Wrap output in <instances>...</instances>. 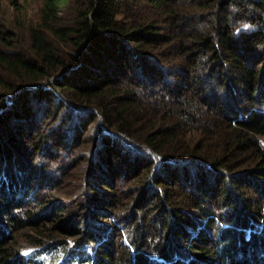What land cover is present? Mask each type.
Listing matches in <instances>:
<instances>
[{
  "label": "trees",
  "instance_id": "1",
  "mask_svg": "<svg viewBox=\"0 0 264 264\" xmlns=\"http://www.w3.org/2000/svg\"><path fill=\"white\" fill-rule=\"evenodd\" d=\"M39 1L0 4V264H264V0Z\"/></svg>",
  "mask_w": 264,
  "mask_h": 264
},
{
  "label": "rangeland",
  "instance_id": "2",
  "mask_svg": "<svg viewBox=\"0 0 264 264\" xmlns=\"http://www.w3.org/2000/svg\"><path fill=\"white\" fill-rule=\"evenodd\" d=\"M0 4L2 5V8L4 10V13L5 15H9V16H13V15H18L17 17L19 18H24L26 21H30V20H36L37 17H38V11H39V6H40V1L39 0H0ZM12 18V17H10ZM43 125H41V128H42ZM36 128V126H33V129ZM41 130V129H40ZM53 133H56L57 132V128H54L52 130ZM52 132L49 133V135L52 134ZM52 138H53V135H52ZM54 142H56L57 144L58 141L56 138H54ZM61 142V141H60ZM60 148V149H59ZM45 153H52V156L55 158L51 161V163H49L47 165L48 167V170L46 169V171H42V170H36V172H41V173H37V175L39 176V179L35 182H31L29 183V185L27 187L31 188L32 190H35L37 189L38 190V194L40 195H44L45 191L47 190V188H50L51 186H54L56 185V182L58 181V172L59 171V168L60 166H63V165H66L70 160L72 159H75L76 158V155H77V150H68L64 145L63 143L59 144V147H57L56 144H52V145H49V146H45ZM89 157H92V156H89ZM96 163H97V160H96ZM131 158L127 156V158L125 159V161H121L120 164H118V171L119 170H126L128 167H129V164H131ZM95 170H98L97 166L95 165ZM193 167H186L184 169L186 170H189V171H186L184 172L181 176H185L188 177L189 176V173H191L190 171L192 170ZM171 170H174V169H171ZM183 171V170H182ZM196 171V170H195ZM36 172L32 175L33 177H35L36 175ZM166 173H168L166 170L164 171ZM181 171L177 170V173L180 174ZM163 173V171H162ZM92 174V173H91ZM103 176L105 177H108V175H106L105 173H101ZM201 175H204L203 173L201 172H198V177L201 176ZM92 176V175H91ZM94 177L91 178V180L94 182L95 181V184L97 185V181H98V177H95V175H93ZM119 183V182H118ZM117 183V184H118ZM85 186V185H84ZM98 188H101L100 191L103 192V185L101 186H97ZM21 187L19 186L18 183H16V188H13V185L10 184V189L13 190V191H16L15 193H18V196L16 197V199H19V200H23L21 199L22 197H24V202L26 201L25 200V197H27V192L24 191V190H21V192H18L19 189ZM86 188V187H85ZM118 190L120 189H124L125 188V185L124 187L122 186H119L118 185ZM29 189V190H31ZM200 189H203L202 187H197V190H200ZM205 190H208L209 189V184L207 183L205 185ZM205 190L202 192L201 191V194H204ZM26 192V193H25ZM104 193L107 194L108 191H105L104 190ZM107 196V195H105ZM221 197V196H219ZM215 198H217V194H211V197H209L208 199H213L215 200ZM5 199V198H4ZM73 200H75V202H79V201H83V199L79 198L78 194H75L73 195ZM2 200V199H1ZM245 200V199H243ZM53 201L56 202L55 203V207H57L58 203L59 205L63 204V206H66L68 207V204H70L71 207L70 211H68V214H77V210L75 209L73 211V208L75 206V204H73L71 201H69V198L68 199H64L63 197H54L53 198ZM46 208L43 209V206H38L37 210L36 211H39L41 213H44L45 215H50L53 213V209L55 210V207H49V206H46ZM20 212V210H19ZM21 213V212H20ZM71 217L73 215H70ZM86 224L89 225V221H86ZM126 222H122V225H125ZM195 224H198L197 222L193 224V226H195ZM146 232L148 231V229L145 230ZM73 236L71 235L70 238H69V241H73ZM239 249V248H237ZM262 250V249H261ZM259 250V252L261 251ZM264 250V248H263ZM240 251H242V249H239L236 253H233V256L235 257H230V260H228V264H231L232 262L236 261L240 255ZM204 264V263H203Z\"/></svg>",
  "mask_w": 264,
  "mask_h": 264
}]
</instances>
